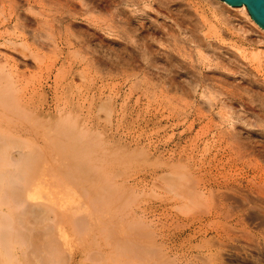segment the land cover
<instances>
[{"label":"rangeland","instance_id":"374dc122","mask_svg":"<svg viewBox=\"0 0 264 264\" xmlns=\"http://www.w3.org/2000/svg\"><path fill=\"white\" fill-rule=\"evenodd\" d=\"M126 1L127 0H125V2ZM132 1L135 4L132 3ZM143 1H147L148 3L146 2V5H150L151 7V10L149 9L146 12V14L149 13L148 18L150 19H147L144 22V24L146 23L145 27L147 29L150 28L149 30H152L153 28L152 26H150L151 25L150 21H156L157 24L161 25L162 23L167 28H169L171 32H174L175 34H177L180 31L181 34L180 36L186 34L185 37L186 36L188 37V33H189V37L187 38L189 40L194 39L193 37L196 36L194 34H197L199 36L200 33L198 34V30L196 31L192 30L194 29V27L190 25L189 21L182 22V20L185 21L182 18V16H176L177 10L176 7L174 8V4L170 5V7L172 6L170 10L173 11L176 15H174L173 12L168 13L169 9H167V7L169 6H166V4H162L163 0L161 1L143 0ZM185 1L187 2V8L189 9L191 7L189 10L192 11L194 15L196 14L198 18L199 16L200 17L202 16V18L206 20L204 22V25L206 27L203 25L204 29L200 35L204 37V39H206L209 44L213 45V48L215 46L216 49L219 48L218 50H220L221 48L220 51H222L221 53L223 54L225 53L224 54L225 57L226 56L228 57L229 54H232L229 56V58L227 57L225 58L224 55L222 54L223 56L219 58L220 60L217 59L216 62L214 61V56H211V52L209 51V49L208 52L206 53L207 51L206 48L204 47L200 48V51H202L203 49L204 51L202 52H204V55L206 54V56L209 57V59L206 61V65L205 64H204L205 66L203 65V69H204L203 72H205L208 75H211L212 72L214 71L213 69L215 67L214 65L220 62L218 64L219 65L221 64L220 66L222 68H220V70L218 68L217 71L215 72H219L222 75L223 79H226V80L222 79L223 81L221 80L222 82L218 84V90L223 95V96L221 95L220 100L223 101V103L226 104L229 108L231 107L230 108L231 112L237 114L236 116L241 118L238 121L239 124L238 123L236 124L237 131L240 130L238 131L240 132V134L238 133L239 134L238 137L240 139L239 141L237 140L238 141L236 142L237 144L234 143V146L237 145V147L238 146L240 147V148L239 147L236 148V152L238 150L237 153L239 155L241 154L240 155L241 157H239V155L237 154L239 159H237L236 162L238 165L234 169L235 172L234 171L229 172V168H228L225 172L226 174H224V178L226 177L227 180L223 178L224 181L223 183L226 182V184L228 185L230 184L228 188H222V186L219 188L218 186H216L217 181H211L212 183L210 182L211 184L210 187L201 190L202 194L201 193L200 194L201 197L203 198V202L201 201L202 203L195 205L190 201L183 202L182 204L176 203L171 200L169 201L166 198L171 197L172 195H169V193L167 194V192L166 193L164 192L163 194V192L160 189L157 190L156 185L159 182H155L158 181L157 177L156 178L155 176L152 177V174L160 173L159 169L154 167L149 168V166H146L145 169L142 168L143 167L142 161L136 155V150L142 147L141 144L143 145L146 142L147 143L149 142L151 144V148H155L160 144L161 145L165 144L166 142H168L169 136H171L170 138L173 137L171 140L172 141L171 144L174 143L177 144L179 135L181 134L182 130L181 131L180 129L171 130L172 128L169 127L170 124L167 123H163L161 127L160 126L158 127L157 125H153L152 123L149 122L150 120H152L153 113L155 112L153 108L154 106L152 107L148 103L147 98L145 97L144 99H141L140 102L137 101L138 97L141 94L139 91L140 89H138L140 83L136 81V78L139 77L138 74H140V72L143 70L142 68L143 66H140L141 64L140 62L134 64L136 66L134 65L129 66V64H126V61L119 60L118 57L116 56L117 54L120 53L119 55H123L125 58L128 59V57H130L132 53L135 54V52L133 51V48H135V46L133 47V45H124V46L110 45L107 42L110 39L107 34L108 32L99 31L100 29L99 27L103 29L104 28L103 25L106 27L108 26V24H110L109 23L110 10L106 8L101 10L102 8H100L96 12L91 14V19L82 18L80 20L78 19L77 21L72 19L74 22L76 21L75 24H77L81 30L83 29L86 30L88 26L89 27L88 29L98 31L97 33L99 34H97L96 36H98L97 38L99 39V41L98 39H95L94 42L96 44L93 42L94 43L93 45H84V44L56 45L57 47L54 45V43L53 45L51 44L53 42L51 41V39L54 38V36L55 38H58L60 35L63 34L71 35L72 33L76 32V29H74V27L73 28L67 27L65 25L64 26L65 28H63L62 23L60 24L59 22L60 20L63 21L64 19L67 20L66 18H69L70 15L69 12L67 11L69 3L70 4L72 3V5H74L75 3L76 8L75 7L72 8L73 9L75 8V10L79 11V13L82 14L85 12L86 8L83 7L82 3L78 2V0L49 1V3L51 2L50 3L51 6H49V9L47 8L48 11L50 10V12L47 11V13L45 10L46 3L43 4L36 3L34 4V6L36 7L32 5L34 9L33 12L37 11L38 13L39 11L40 12L39 14H43L48 18L53 17V18H49V20H53L57 22L52 25L54 28L53 30L49 29L47 25H44L41 22L42 20H45L46 17L44 16L42 17V15L40 16L39 14L33 16V13L32 15L30 14V12L32 11H29V13L27 12L28 10H30L28 9L30 7L28 6V4H26V0H3V1L0 0V64H2L0 65V67L4 68L5 65L7 64L5 69L8 70L9 68V70L7 71L9 72L8 74L10 75L11 73L12 76L15 75L16 77V78L15 77L12 78V76L10 75V78L13 80L15 79V83L17 82V86L19 88V92H18L19 95L25 97L27 96L26 99H28L29 102L28 104L29 108H27L26 110L24 109V106L23 108H19V106L16 105L10 107L11 110L10 108L3 109L4 110L3 112H5L6 115L8 113L10 117L12 116L10 118L7 115V118L13 120V124H14L13 126H15L14 127L15 131L10 135L9 139L12 141L21 142L22 140L20 141V138H24L22 135L24 132L28 130H29L28 131L29 134L33 131L32 132L33 135L36 136L35 132L39 133L38 131L41 129L42 130L40 132L45 131L46 133L48 128H51L53 131L55 130V128L57 129L59 127V129L62 128V130L59 132L64 133L63 130L67 129V127H65L66 124L63 126L60 125V123L63 124L62 122L64 121L57 122L59 123L57 124L55 120H59L62 117L70 118V119L75 117L78 123L76 125L78 127L76 128L78 130L80 129L82 132L84 131L81 134L82 138L85 137L84 139H87V142H89L92 139L94 142L97 140L96 143L104 142L103 145L102 144L100 145L98 144V145L101 147L103 146L102 148H100V150L101 149L105 150V148L106 149L109 148L108 149L109 159L106 158V160H103L104 156L100 157L97 155L98 159H95V161H101V159L102 158L103 159L101 162L97 163L99 167L98 165L95 166L96 163H94L92 169H94V167L96 168L92 170V174L96 175L97 178L99 179L101 178L100 180L103 179L104 182L102 181L103 184L100 182L101 185H99L100 186L99 191L105 193L106 192L105 190H107V192H110V194L106 192L108 197H111L113 194H115L116 186H119L121 188V191L119 194L116 193V196L118 195L117 198L115 196L116 199L113 198L114 200H117L119 198L117 201L113 202V206L115 205L114 207L111 205L112 203H109L110 205L109 204L104 205L103 202H100L102 199L98 200V202H100V206L103 207L104 211H106V212L102 211L103 214L99 215L100 226L104 230L105 226L108 225L107 232L111 231L112 236L109 237L110 236L109 235L106 237H108V240L112 242L113 239H115V241L119 239H126L127 235L129 236L130 234L135 233L136 230H141L142 228H144V231L141 230L142 235H140V239L141 242L145 239L148 242L144 241L146 243L144 242L141 243V245L144 244L145 247L142 245V249L140 250L139 253L143 254L144 257L143 259H145L144 263L146 262L145 264H147L148 262H150L148 264H154V263L169 264V262L170 264L173 263L174 264H264V99H263L264 92H261V88L264 91V87H262L264 86V57L262 58L261 56L263 55L262 52L264 51V49L262 48L264 46L262 45L258 46L259 44H256L254 42L251 43L250 40L243 39L238 33H236L235 31H233L234 32L233 33L229 27L217 21L219 20L218 19L219 17L215 16L216 15L214 11L215 9H213L210 3L208 4L207 2L204 4V2L202 3V1L200 2V0H185ZM127 2H128L127 4H129L128 6L133 8L128 7L129 8L128 10L127 7L124 8V6H121V8L123 7V9L122 10L119 9V10L121 11L124 10V12L128 15L130 14L131 9L139 10L140 6L143 5L142 0H128ZM86 3L89 4V0H87ZM15 7L23 8L21 9L22 11H20L21 12L20 14L25 12L27 17L23 13L22 16L25 17H23L22 19L26 20L27 18L30 17L29 19L31 20L30 22L31 24L29 23L28 20L27 22L25 20H21L20 25L17 22L15 23L14 14H12L14 13ZM35 8H37L38 10L35 11ZM54 8H58L59 10L61 9L62 13L61 12L56 13L57 10L54 11L53 10ZM40 9L42 10V12ZM125 10L128 11L126 12ZM52 11L55 12L56 14L52 13ZM63 12L66 14H63ZM167 13L173 15V17L175 18L174 22L173 19L171 20L165 17L168 15ZM179 14L182 13L180 12ZM10 16H12L13 19H11ZM176 20L178 26L180 25L179 27L175 26ZM23 21L26 22V23L24 22L25 25ZM180 22L183 24L185 23V25L189 23L188 24L189 26L187 27L183 24H179ZM26 24H29L30 26ZM233 24L234 26H237L235 25V23ZM85 26L86 28H84ZM59 27L62 29H60ZM66 27L70 28V33L67 32L65 33V31H67ZM180 29L184 31L181 32ZM32 30L33 32L35 30L37 31L36 33L37 38H35L34 40L32 38H34L35 35L34 33L31 34ZM190 31H192V33ZM53 34L54 36L52 37ZM192 34L194 36H192ZM159 36H161V34ZM198 36L195 37V40L197 39L196 41H199L198 43L200 45H204L200 42V36L199 37ZM251 36H250L251 39L254 40L255 36L254 35ZM30 38L32 41L29 40ZM71 38L72 37H70V39ZM158 38L159 37H157V39ZM160 38L163 41L165 36ZM71 40H73L72 43L75 44L74 39L72 38ZM195 40H193V42L191 43L193 44L191 46L192 52L194 50L197 52V50L193 48L195 47L194 45L197 44ZM164 41L166 40L164 39ZM194 41L196 44L194 43ZM33 42H35V44ZM156 47L157 46L155 45L154 49H156ZM195 51L193 53H195V56H197L198 52L196 53ZM256 52H259V54ZM125 53L126 55H124ZM253 53L256 54L253 55ZM256 55L259 57V59H257L258 57L253 58V56ZM259 55L261 56L262 59L260 58ZM234 56H237L238 58L235 59L236 57L234 58ZM64 59L66 60V62L63 64L62 60ZM231 59H233L234 61ZM235 60L236 62L240 60L241 62L239 61L237 63L241 65L239 64L237 65ZM161 62L163 63H159V65L163 66L165 63L164 60H161ZM242 62H244V64H242ZM75 65H77L78 70L76 72L70 73V71L72 70L71 66L73 67ZM236 65L239 66L240 69H238ZM135 81L137 82V84L139 83V85H137L136 83L134 84ZM254 82H256L257 84ZM132 83L133 85H137L135 86L137 88H134L133 92L130 91V87L132 86ZM258 83L260 84L262 83L261 84L262 86L260 84L258 85ZM260 96H262L263 102L260 100L261 99ZM179 98L181 97L179 96ZM109 102L111 103L110 106L111 109L114 108L110 111L109 109L106 108V105H108ZM190 103L193 104V101L191 100ZM145 106H147V108ZM148 108L151 109L148 110ZM59 115L60 116L62 115V117L60 118ZM214 115L215 114H213V116ZM216 117L217 116H214V118ZM215 120H217V118ZM206 123L207 121L203 124ZM51 124L53 127H51ZM3 125L4 124L2 123V126ZM49 125L50 127H48ZM58 125H60L61 127ZM206 125L208 126V124ZM247 125L249 127H247ZM44 127L47 128L44 129ZM199 128H197V130ZM222 129L227 130L225 126H222ZM52 131L51 132L47 131V133L49 132L50 134L49 135L47 134L46 135L47 137L44 136L45 138L43 139L34 138L35 141L34 140L31 141V143L34 142L33 145L31 143H28L31 144V147L33 146L34 148L33 147L32 148L40 154L41 165L40 164L39 165L41 171L43 170L42 174L44 175L45 180L49 181V185H50V186L48 185L49 187L44 186V188L45 187L47 188L46 190H44L45 191L44 193L49 191L50 192V193L48 192L49 195L55 193L57 188L59 187V185L57 187V185L55 184L63 183L62 180L64 179L63 178V176L65 175L64 172H66L64 171L63 167L60 169L56 165L55 161L52 160L54 158H50L51 155L48 154L51 153L53 150H55L54 152L56 154L60 150L58 144L56 145L54 143L57 132L55 131L52 132ZM69 131L70 132L67 133H71V131L74 132V129L73 130L70 129ZM173 132H174L173 134L174 136H172ZM32 133L30 134V136L32 135ZM76 133L78 132L76 131ZM200 135H198L199 137L197 136L196 138V135L194 134L193 136H191V138H189L190 140L186 139L187 142L185 141L186 143H184L182 146L186 145L187 148H190V146L195 144V141L198 139L197 141H200L199 146L202 147L204 145L202 143L203 136H201L202 137L201 138ZM163 141H165V143ZM246 142L248 144H245ZM120 145L123 148L125 147L124 150L118 151V147H120ZM116 148L117 150H115ZM40 149L41 150L43 149L42 150L43 152ZM169 149L170 147L165 148L166 151ZM50 150L51 152H49ZM163 156L164 158L166 157L165 158L166 161L167 155H163ZM109 160L110 163H112V165H110L111 167L105 165L108 164L107 162ZM207 160L209 159L206 158L205 159L206 162L204 161V163L202 161L201 163H198L200 162L199 160L192 162L190 161L191 164L189 163L188 165L191 167V170L188 171V173L192 175L193 173H195L193 176L189 174L190 177H193L191 179L193 180L196 178L199 179L200 177L204 178L202 173L206 171L204 169L209 168L208 164L211 165L215 163V161H213L212 159L209 161ZM99 163L102 164L103 167L105 166L104 167L105 169L104 168L102 169V166H100ZM194 164L195 166H193ZM201 166H203L202 170H201ZM192 167L196 169L194 168L192 169ZM199 173L202 174L199 175ZM103 175L105 176L103 177ZM69 179L70 178H65L64 180H69ZM151 180H155V181L153 182ZM234 181H237V183L235 184ZM80 182H81L80 180L70 181L68 182L69 185L68 183L64 185L65 188H63L64 186L61 188L59 187V189L61 190V192H59L60 194H58V190H59L58 189L56 194L52 195L54 199L56 197L55 200H59L58 203V205L60 204L58 207L59 211L62 210L65 211L64 209L65 206L68 205V202H71L76 197V194H82L81 192L82 190L80 191V189H82L81 188L82 183ZM105 182L107 183V185L105 184ZM153 185H155L154 187L156 188H154ZM51 187H53L54 189ZM112 192L113 194H111ZM70 193L73 196V198H71ZM66 194L68 197L66 196ZM83 194H87V192ZM93 197H95V195H93ZM112 197H114V195ZM60 198L62 199L60 200ZM94 200L95 198H93V201ZM196 205L198 207H196ZM104 206H106L107 208ZM114 209L116 212L113 211ZM125 211L129 213L126 214ZM130 212L132 214L135 213L134 215L137 214L138 215L136 217H132L133 215L132 214L130 215ZM129 215L131 216V219ZM102 218H103V222H101ZM127 221L128 223H126ZM116 223L118 226H116ZM152 225L154 227H152ZM64 226L68 227L67 228L68 234L71 235L72 237L74 236L73 238H69L70 244L71 243L72 244L70 245L71 247L69 246L68 247L69 249L67 248L66 250V252L67 251L69 252L71 249H73L71 251L74 254V258H75L74 261L80 264H96V263L110 264L111 259L112 260L114 259V257L112 258L108 257V259H106L105 257H107V255H104L105 252L101 253L102 255L97 254L96 253V251L98 250L97 248L93 249L92 251L90 250L89 245L92 244L93 238H95L94 235L96 234V231L95 233H93L94 230H92L91 232H89L90 230L85 231L86 233L85 232L83 233L82 231L81 232L82 234L79 233L77 235L74 234V232L71 233L72 231L70 230L69 225L68 226L64 225ZM146 226L148 227L147 229L149 231L148 230L146 231ZM69 230L71 231L70 233ZM154 230L155 232L153 234ZM105 231L106 230H104V233ZM112 232L114 235L112 234ZM117 232L118 235H116ZM99 233L100 234L97 233L98 235L96 236L99 237L102 241L105 238V236H103L102 235L103 233H101L100 231ZM120 235H122L125 238H123ZM145 235H147L146 238ZM84 248L88 250H84ZM106 248H108V246L104 247L103 249L105 250L102 251H107L106 254H111L110 247L109 250H106ZM149 249L153 250L152 253L153 255L151 253L148 254L150 251ZM86 254L88 255L86 256ZM146 254L149 256H147ZM66 255L68 256V254ZM156 255L157 257H155ZM160 255H162L163 257H161ZM167 257L168 259L170 258V261L167 259ZM101 258H103V260ZM155 258H157V260ZM164 258L165 261H167L168 263L164 262ZM128 262L129 261H127V263L125 262V264H128ZM73 263L74 262L69 259L68 261H62V262L60 261L55 264H73Z\"/></svg>","mask_w":264,"mask_h":264},{"label":"bare ground","instance_id":"6f19581e","mask_svg":"<svg viewBox=\"0 0 264 264\" xmlns=\"http://www.w3.org/2000/svg\"><path fill=\"white\" fill-rule=\"evenodd\" d=\"M1 1H3V0H1ZM49 1H52V0H26V4H28V6L30 7V8L27 7L28 9H30V10L27 9L28 10L27 12L29 13V11H32V12H30V14L32 15V13H33V16H35V15L39 14L40 12L38 11V13H37V11H36V10H38L37 8H35L36 12H33L34 11V9H33L34 4L46 3L45 4L46 5L45 10L47 13V11H48L47 8L49 9V6H51V4H50L51 2L49 3ZM127 1L125 2V0H118V2H117V0H111V1L110 0H89V4H87L86 3L87 0H85V1L84 0H78V2L82 3V6L86 8L85 12L82 14L79 13V11L75 10V8H76L75 3H74V5H72V3L71 4L69 3L68 10H67L69 12V15H70V16L68 15L69 18H66L67 20L64 19L63 21L60 20V22L58 20V22L60 24L62 23L63 28H65L64 27L65 25L67 27H72V28L74 27V29H76V32L75 31L74 32L77 34L71 32L72 33L71 35H69V34L64 35L63 34V35H60L58 38H55V36L53 34L52 37L54 36L55 39L54 38L51 39L49 37L51 39V41H53L51 44L53 45V43H54L55 46L56 45H82V44L93 45L95 43L94 42L95 39H98L97 38L98 36H96L97 34H99V33H97L98 31L88 29L89 28L88 26H87L86 30H84V29L81 30L79 28V26L77 24H75V22L78 19L80 20L82 18L91 19V14L96 12L100 8H102L101 10H103L104 8L110 10V12H109L110 13V16H109L110 17V19H109L110 24H108V26H106L107 28L103 25V27L106 29H104V28L102 29L101 27H99L100 28L99 31H102V32L107 31L108 32L107 34H108V37L110 39L108 38L109 40L107 42L110 45H123V46L124 45H133V47L135 46V48L132 47L135 54L134 53H132L133 55L129 54L130 57H128V59L125 58L123 55H119L120 53L117 55L115 54V55L118 57L119 60L126 61V64H129V66H131V65L133 66L134 64H136L138 62L141 63L140 66H143L142 67L143 70L142 71L140 70L141 72H140V74H138L139 77L136 78V81L139 82L140 85H139V83L137 84L136 81L134 82V84L136 83L137 85H139L138 89H140L139 91L141 94L138 97L137 101L140 102V100L144 99V97H145V98H147L148 103L152 107L154 106L153 108H154L155 114L153 113L152 120H150V121L148 120V121L150 123H152L153 125H157L158 127L159 126L161 127V125H163V123H167V124H170L169 127L172 128L171 130H177V129H180V131L182 130L181 134L179 132L180 135H179V139H178L177 144H175V143L171 144L172 143L171 140L173 138V137L170 138L171 136H169L168 142L165 143V141H163L165 144H162V145L160 144L157 147H155L153 145L155 148H151V144L149 142L147 143L146 141H145L146 142L145 144H143V145L141 144L142 147H140L138 150H136V155L142 161V165H143L142 168L145 169L146 166H149V168L154 167V168L159 169L160 173L152 174V177L153 176H155V178L157 177L158 181H155V180H151V181L159 182L156 185L157 190L160 189L163 192V194H164V192L165 193L167 192V194L169 193V195H172L171 197L166 198L167 200H169V201L171 200V201H174V202L180 203V204H182L183 202H188V201H190L194 205L202 203L203 198L201 197V194H202L201 190L210 187L211 181H217L216 186H218L219 188L221 186H222V188H228L230 186V184L228 185V184H226V182L223 183L224 182L223 181L224 174H226L225 172L228 168H229V172L234 171L235 167L238 165L236 163L237 159H239V157H241L240 156L241 154L239 155L237 153L238 150L236 152V148H238L239 146L238 147H237V145H235L236 147L234 146V143L238 142L240 139L238 137L240 134V132H238V131H240V130L237 131L236 124L237 123L239 124L238 121L241 118L236 116L237 114L231 112V109H230L231 107L229 108L226 104L223 103V101L220 100L222 93L218 90V84L220 82H222L223 80H226V79H223L222 75L219 72H215V71H217L218 68H219V70H220V68H222L220 66L221 64L220 65L218 64L220 62H218V63H216V62H217V59L220 60L219 58L221 56H223L225 53L224 54L221 53L222 52V51H220L221 48H220V50H218L219 49L218 47H217L218 49H216V46L213 48V45L209 44L208 41L200 35L203 32V29H204L203 25H204V22L206 20L204 18H202V16L200 17L198 15L199 16V18H198L196 14L194 15L192 13V11L189 10L191 7L189 9L187 8V2L185 0H163L162 4H166V6H169V7H167V9H169L168 13L173 12L170 10V8L172 7V6L170 7V5L174 4V8L176 7V10H177V15L173 12L174 15L182 16V18L185 20V21L182 20V22H188L189 21L190 25L192 27H194V29H192V30H195V31L198 30V34L200 33L199 34L200 42L204 45H200L198 43L199 41H196L197 39L195 40V37H197L198 35L193 33L194 35H196L195 37H193L194 38L193 40H195L197 42V44H199V45H197L194 41V43L196 45H194L195 47H193V48H195L197 50L198 53L194 50L197 53V56H195V53H193L194 51L192 52V50H191V46L193 45L191 43L193 42V40L187 39L189 37V33H188V37L187 36L185 37L186 34L183 36H180L181 35L180 31L178 32L179 34L177 32H176L177 34H175L174 32H171L170 29L167 28L162 23H161V25L157 24L156 21H150V24H151L150 26H152V28H153V29L151 28L152 30H149L150 28L147 29L145 27L146 23L144 24V22L147 19H150V18H148L149 13L146 14L147 10H149V9L151 10L150 5H146L147 1L142 0L143 5L140 6L139 10H132L131 9L130 14L128 15L124 12V10L121 11L123 9V7L121 8V6H124V8L129 7L128 6L129 4H127L128 3ZM201 1H202V3L204 2V4L207 2H208V4L210 3V5L213 7V9H215L214 10L215 14H216L215 16L219 17L218 18L219 20H217V19L216 20L219 21L220 23H223V25H226L227 27H229L230 30H232V32L235 31L243 39L250 40L251 43L254 42L256 44H259L258 46H261V45L264 46V31H262L251 20L245 6L231 7V6L226 5L224 2H222L220 0H200V2ZM132 3H134V2L132 1ZM188 4H189V2H188ZM131 6H132V4H131ZM34 7H36V6H34ZM72 7H75V8L73 9ZM129 8H133V7H129ZM129 8H128V10H129ZM192 8H193V6H192ZM21 9H23V8H21V7L16 8L15 7L14 13H12V14H14L15 23L17 22L19 25L21 23V20H25L22 18L26 16L25 12H23L25 14V16H22L23 13L20 14L21 13L20 11H22ZM119 9H121V10H119ZM42 10H43V8H42ZM42 10H41V12H42ZM53 10L54 11L57 10L56 13H60L62 11L61 9L59 10L58 8H54ZM128 10H125V11L127 12ZM63 11H64V9H63ZM48 12H50V10ZM180 12L182 14H179ZM52 13L56 14L53 11H52ZM63 14H66V13L63 12ZM39 15L40 16L42 15V17L44 16L43 14H39ZM204 16H206V15H204ZM10 17H11V19H13L12 16H10ZM44 17H46V19L42 20L41 22L44 25H47L49 27V29L53 30L54 28L52 25L57 23V22H55L53 20H49V18H53V17H49V18L47 16H44ZM165 17L167 19H171V20L173 19V22L175 20V18L173 17L172 14H168ZM29 18H27L25 21L27 22V20H28L30 23L31 20ZM72 19L76 20V21L74 22ZM25 21H23V23ZM6 22H8V21H6ZM25 23H24V25H25ZM233 23H235V25H237V26H234ZM179 24H183V23L180 22ZM188 24L185 25V23H184L183 25L188 27L189 26ZM26 25H29V24H26ZM32 25H33V23H32ZM74 25H77V26H74ZM105 25H107V24H105ZM58 26H59V24H58ZM81 26H84V25H81ZM175 26L176 27L180 26V25L178 26L177 20L175 22ZM67 27H66L67 31H65V33L66 32L70 33V28H67ZM84 28H86V26ZM60 29H62V28H60ZM68 29H69V32H68ZM92 29H94V28H92ZM33 30L31 32V34L34 33L35 37L32 38L34 40L35 38H37V36H36L37 31L35 30L33 32ZM90 31H92V32H90ZM183 31L184 30H181V32H183ZM187 31H188V29H187ZM190 32L192 33V31H190ZM191 33H190V36H191ZM160 34H161V36H159ZM193 34H192V36H194ZM250 34L255 36V39L253 38L254 40L251 39L252 36ZM163 36H165L164 39L166 40V41H164V39H163L164 42L160 38ZM70 37H72L74 39L75 44L72 43L73 40H71L72 38L70 39ZM157 37H159V38L157 39ZM29 40H31V38ZM198 40H199V38H198ZM98 41H99V39H98ZM33 43L35 44V42H33ZM187 44H190V45H187ZM153 45L157 46L156 49H154ZM201 47L206 48V50H207V51L205 50L206 53L208 52V49H209V51L211 52V56H214V61H216L215 62L216 64L214 65L215 67L213 68L214 71L212 72L211 75H208L205 72H203V70H204L203 65L204 64L206 65V61L209 59V57L206 56V54L204 55V52H202V51H204L203 49H202V51H200ZM262 49H264V47ZM112 51H113V49H112ZM256 53L259 54V52H256ZM262 53H263V55H261V56L263 58L264 57V51ZM262 53H260V54H262ZM255 54L253 53V55H255ZM124 55H126V53ZM230 55H232V54H229V56ZM257 55L253 56V58H255V57L257 58L258 57ZM77 56H78V53H77ZM229 56L228 57L226 56V57L229 58ZM261 56H260V58H261ZM224 57H225V55H224ZM234 58L237 59L238 57L234 56ZM233 59H231V60H233ZM257 59H259V57ZM261 59H260V61H261ZM161 60H164V62H165L163 66L159 65V63H163V62H161ZM222 60H224V59H222ZM239 61L240 60H238L237 62H239ZM65 62H66L65 59L62 60L63 64ZM235 62H236V60H235ZM238 64L239 63H237V65ZM242 64H244V62H242ZM0 65H2V64H0ZM6 65H5V67H6ZM239 65H241V64H239ZM134 66H136V65H134ZM5 67L4 68L0 67V110H1L0 111V264H55V263L60 262V261L61 262L62 261H68L69 259L74 262L73 264H80V263L74 261L75 260L74 254L71 251L73 249L70 250L71 253H70V251L66 252L67 248L72 244V243L70 244L69 238H73L74 236L72 237L71 235L68 234V229H67L68 227H65L64 225L70 226V230L72 232L69 230V233L74 232V234H77V235L79 233L82 234L81 233L82 231H83V233L85 231H89V230H90L89 232L94 230L93 233H95V231H96V234L94 235L95 238H93V242H92V244L89 245V248L91 251L93 249L97 248L98 250L96 251V253L99 255H102L101 253L105 252L104 255H107V257H105V256L104 257L106 259H108V257H111V258L114 257L113 260L111 259L110 264H125V262L127 263V261H129L128 264H145L146 262L144 263L145 259H143L144 258L143 254L139 253L140 250L142 249V245L144 246V244L141 245V243L146 241V239H145L141 242V239H140V235H142L141 230L144 231V228H142L141 230H136L135 233L129 235L130 237L127 235L129 238L126 236V239H119L116 241H115V239H113V242H112V241L108 240V237H106L109 235H110L109 237L112 236L111 231L107 232V229H108L107 226L108 225L105 226L106 229L104 228V230H106L105 233H104L103 228L100 226V223H99V219H100L99 217L100 216L99 215L103 214L102 211H104L103 207L100 206V202H103L104 205L112 203L111 205L113 206V202L117 201L119 199L118 198L117 200H114L118 196V195L116 196V193L119 194L121 191V188L119 186H116L115 194H113V192L111 193L114 195V197H112L113 195L111 197H108L107 193L110 194V192H107V190H105L107 193L99 191V188H100L99 185H101L103 179L100 180L101 178L99 179V178H97L96 175L92 174V170H94L96 167H94V169H92V168L94 166V163H96L95 166H97L98 165L97 163L101 162L103 158H104L103 160H106V158L109 157V154H108L109 148L106 149L104 147L105 150L101 149L102 150L101 151L100 148H102L103 146L101 147L99 145L100 144L103 145L104 142L103 143L102 142L96 143V141H97L96 139H95L96 140L95 142L93 141V139L92 140L89 139L90 141L87 142V139H84L85 137L82 138L81 134L84 131L82 132L80 129L78 130L76 128V127H78V126H76L78 123H77V120L75 119L74 116H73L74 118L70 119V118H63L62 115L61 116L59 115V117L60 118L62 117V118L59 120H55V122L57 123V122L64 121V122H62L63 124L60 123V125L63 126L66 124L65 127H67L66 130L65 129L63 130L64 133L63 132L61 133L59 131H61L62 128L59 129V127H58L57 129H59V130H57L55 128L56 124L54 125L55 130H57V131L53 130V131L57 132L54 143L56 145L58 144L60 150L56 154L54 152L55 150H53L52 152L50 150L49 152H51V153H48L46 150L45 151L51 155L50 158H54L52 160L55 161L56 165L60 169L63 167L64 171H66V172H64L65 175L63 176V178L64 179L65 178L71 179V180L70 179L69 180L63 179L62 180L63 183L58 182L59 184H55V185H57V187L59 185V187L61 188L70 181L80 180L81 181L80 183H82V185L80 184L81 188H82V189H80V191L82 190L81 191L82 194H76V197H78L79 195L80 196L78 198L75 197L71 202H68V205L65 206V209H64L65 211H63L62 209H61L62 211H59L58 210L59 209L58 207L60 205V204L58 205L59 200H55L56 197H55V199H54V197H52L53 194H56L59 187L58 188L56 187L57 190L55 188V190H56L55 193L51 192L52 195L48 194L49 191L46 192L47 194L44 193L45 192L44 190H46L47 189L46 187L49 185V181H46L44 178V175L42 174L43 170L41 171V168H40L41 157H40V154L33 149L34 147L33 146H32L33 148L31 147V144L32 145L34 144V142L31 143V141H33V140L35 141L34 138L43 139V138L47 137L46 135L50 134L49 132L47 133V131L51 132L52 129L48 128L46 133H45V131L40 132L42 130L41 129L38 131L39 133L35 132L36 136L33 135V133H32L33 131L30 129L32 131V132L31 131L30 132L32 133V135L34 137L32 135L30 136L31 133L29 134L28 133L29 130H28V131L23 133L22 136L24 138H20V141L22 140L21 142L12 141L9 139L10 135L15 131V128H14L15 126H13L14 125L13 120H10L9 118H7L8 113L6 115V113L3 112L4 111L3 109L10 108V107H13L16 105V106H19V108H23V106H24V109L26 110L27 108H29V106H28L29 102H28V99H26L27 96L25 97V96L19 95V93H18L19 88L17 86V82L15 83V79L13 80L10 78L11 73L9 75L8 74L9 72H7L9 70V68H8V70H6ZM237 67H238V69H240L239 66H237ZM77 68H78L77 65H75L73 67L71 66L72 70L70 71V73L76 72L78 70ZM207 70H208V68H207ZM211 70H212V68H211ZM241 73H242V71H241ZM243 73H245V72H243ZM246 73H247V71H246ZM74 75H76V74H74ZM14 77H15V75L12 76V78H14ZM254 83H256V82H254ZM259 84L260 83H258V85ZM137 85H133V83H132V86L130 87V91L133 92L134 88H137V87H135ZM262 87H264V86H262ZM261 92H264L262 90V88H261ZM179 96L181 98H179ZM257 96H258V94H257ZM260 97H261L260 100L262 101V96H260ZM258 98H259V96H258ZM263 99H264V96H263ZM191 100L193 101V104L190 103ZM108 105H109V107H108ZM108 105H106V108L109 109V111L114 109V108L111 109V107H110L111 103L110 102L108 103ZM26 106H28V107H26ZM122 107H123V105H122ZM145 107L147 108V106H145ZM151 108H148V110ZM142 109H144V108H142ZM10 110H11V108H10ZM63 113H65V112H63ZM213 114H215L214 116H217L216 117L217 120H215L216 118H214ZM34 116H35V114H34ZM8 117H10V116L8 115ZM206 121H207L206 124H208V126L206 124H203ZM2 123L4 124L3 126H2ZM57 124H59V123H57ZM202 124H203V126H202ZM60 125H58V126H60ZM226 125H228V126H226ZM71 126L74 129V132L71 131V133H67V132H70L69 131L70 129L73 130L71 128ZM165 126H167V125H165ZM222 126H225L227 130H223ZM48 127H50V125ZM51 127H53L52 124H51ZM247 127H249V126L247 125ZM46 128L44 127V129H46ZM197 128H199L198 129L199 131L197 130ZM22 131H24V130H22ZM65 131H66V133H65ZM76 131L78 133H76ZM173 134H174V132L172 133V136H174ZM194 134L196 135V138L200 134H201L200 137L203 136L204 142L202 140V143L204 145L202 147L199 146L200 141H197L198 140L197 139L196 141L194 140L195 144H193V142H192L193 145L190 144L192 146V147L190 146V148H187L186 145L182 146L184 143L187 142L186 139L188 140ZM69 138L72 140L73 139H75V140L72 141ZM120 138H122V137H120ZM164 140H166V139H164ZM28 143H31V144H28ZM245 144H248V143L246 142ZM104 146H105V144H104ZM245 146H244V148H245ZM169 147H170V149L166 151L165 148H169ZM50 148H52V147H50ZM124 148L120 145V147H118V151H122V150H124ZM52 149H54V148H52ZM47 150H49V149H47ZM115 150H117V148ZM244 153H246V152H244ZM237 154L239 155V157ZM94 155H95V157H94ZM97 155L100 157L101 156H104V157L101 159V161H95V159H98ZM163 155H167L168 160L166 159V161H165L166 157L164 158ZM162 158H163V160H162ZM204 158L205 159L207 158L209 160L212 159L213 161H215V163H213L211 165L208 164L209 168L204 169V170H206L205 171L206 173L202 172L203 176H204V178L202 177L203 179L201 177L199 179L198 178H196L194 180L191 179L193 177L189 176L190 173H188V171L191 170V167L188 164L190 163V161L192 162V161H197V160L200 161L198 163H201V161L204 163V161H205ZM242 158H243V156H242ZM209 160H207V161H209ZM126 162H127V160H126ZM107 163L108 164H105V165H107L108 167L110 165H112V163H110V160ZM194 163H196V162H194ZM203 163H202V165H203ZM100 166H102V164H100ZM193 166H195V164ZM98 167H99V165H98ZM104 167L102 166V169ZM52 168H54V167H52ZM193 168L194 167H192V169ZM202 168H203V166H201V170H202ZM194 169H196V168H194ZM49 170H51V169H49ZM198 170H199V168H198ZM257 171H259V170H257ZM194 174L195 173H193V175ZM201 174L199 173V175H201ZM148 175H149V173H148ZM190 175H192V174H190ZM104 176L105 175H103V177ZM205 176H206V178H205ZM143 178H144V176H143ZM224 179L227 180L226 177ZM140 182H142V181H140ZM234 183L236 184L237 181H234ZM105 184L107 185L106 182H105ZM144 184H145V182H144ZM146 184H147V182H146ZM68 185H69V183H68ZM44 186H46V187L44 188ZM154 186L155 185H153V187ZM156 187H154V188H156ZM51 188H53V187H51ZM63 188H65V186ZM143 188H146V187H143ZM62 191H63V189H62ZM64 191H65V189H64ZM125 191H126V189H125ZM127 191H129V190H127ZM59 192H61L60 189L58 190V194H60ZM86 192H87V194H83ZM63 193H66V192H63ZM68 195H69V193H68ZM93 195H95V197H93ZM59 196H61V195H59ZM66 196H67V194H66ZM70 196H71V198H73L71 193H70ZM115 196H116V198H115ZM93 198H95L94 201H93ZM61 199L62 198H60V200ZM99 199L100 200L102 199V200L100 202H98ZM122 199H123V197H122ZM119 203H121V202H119ZM109 205H108V207H109ZM104 207H106V206H104ZM196 207H198V206L196 205ZM183 208H184V206H183ZM113 211H115V209ZM104 212H106V211H104ZM133 212H134V210H133ZM127 213H129V212H126V214ZM131 214L132 213L130 212V215ZM134 214L135 213L132 214L133 215L132 217H136L138 215V214L137 215H134ZM116 219H117V217H116ZM130 219H131V216H130ZM101 222H103V218L101 219ZM122 222H123V219H122ZM126 223H128V221ZM116 226H118L117 223H116ZM152 227H154V226L152 225ZM93 228H95V229H93ZM147 228L148 227L146 226V231L148 230ZM149 229H150V227H149ZM99 231L101 233H103L102 234L103 236H105V238L102 241L99 237L96 236V235L100 234ZM154 232H155V230L153 231V234H154ZM112 234H113V232H112ZM116 235H118V232L116 233ZM120 236H122V235H120ZM146 236L147 235H145V238H146ZM82 237H84V236H82ZM123 238H125V237H123ZM146 242H148V241H146ZM146 242H144V243H146ZM157 245H159V244H157ZM107 246H108V248H106V250H109V247H110V253L111 254H106L107 251H102V250H105L103 248L107 247ZM93 247H95V248H93ZM84 250H88V249L84 248ZM127 250H129V251H127ZM159 251H160V249H159ZM116 252H117V255H116ZM81 253H83V252H81ZM150 253L152 254L153 250H150L148 254H150ZM66 254H68V256ZM87 255L88 254H86V256ZM162 255H160V256L163 257ZM76 256H77V254H76ZM133 256H136V257H133ZM147 256H149V255H147ZM155 257H157V255ZM168 257H170V256H168ZM168 257H167V259H168ZM124 258L127 260H125ZM101 259L103 260V258H101ZM155 259L157 260V258H155ZM168 260L170 261V258ZM77 261H79V260H77ZM164 262H167V261H165V258H164ZM148 263H150V262H148ZM169 264H170V262H169Z\"/></svg>","mask_w":264,"mask_h":264},{"label":"water","instance_id":"95a60500","mask_svg":"<svg viewBox=\"0 0 264 264\" xmlns=\"http://www.w3.org/2000/svg\"><path fill=\"white\" fill-rule=\"evenodd\" d=\"M231 7L245 6L251 20L264 31V0H220Z\"/></svg>","mask_w":264,"mask_h":264}]
</instances>
